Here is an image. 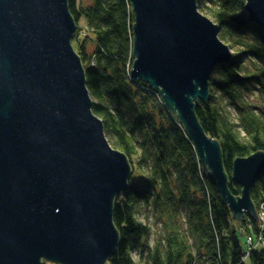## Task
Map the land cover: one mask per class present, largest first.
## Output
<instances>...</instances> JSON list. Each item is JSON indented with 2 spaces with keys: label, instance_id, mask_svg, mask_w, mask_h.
Wrapping results in <instances>:
<instances>
[{
  "label": "water",
  "instance_id": "water-1",
  "mask_svg": "<svg viewBox=\"0 0 264 264\" xmlns=\"http://www.w3.org/2000/svg\"><path fill=\"white\" fill-rule=\"evenodd\" d=\"M129 1L132 79L183 125L234 221L260 223L251 194L264 151L235 160V196L222 147L196 113L215 69L234 59L220 26L198 0ZM245 1L248 20L264 30V0ZM76 31L69 0H0V264H107L119 245L114 205L133 167L93 112Z\"/></svg>",
  "mask_w": 264,
  "mask_h": 264
},
{
  "label": "trees",
  "instance_id": "trees-1",
  "mask_svg": "<svg viewBox=\"0 0 264 264\" xmlns=\"http://www.w3.org/2000/svg\"><path fill=\"white\" fill-rule=\"evenodd\" d=\"M198 6L220 26L219 37L234 59L215 69L209 101L200 102L196 113L219 141L229 188L240 196L241 187L232 181L235 160L264 151V30L248 20L245 0H198ZM69 7L77 23L72 44L86 70L93 112L133 167L129 188L114 205L120 241L107 264H245L247 257L264 264V224L262 229L248 216L243 221L256 245L246 254L237 223L216 184L204 176L183 125L157 91L132 79L130 1L69 0ZM251 196L260 213L264 172ZM143 215L160 222L161 231L152 235Z\"/></svg>",
  "mask_w": 264,
  "mask_h": 264
},
{
  "label": "rangeland",
  "instance_id": "rangeland-1",
  "mask_svg": "<svg viewBox=\"0 0 264 264\" xmlns=\"http://www.w3.org/2000/svg\"><path fill=\"white\" fill-rule=\"evenodd\" d=\"M80 2H82L83 4H88L90 2V0H80ZM80 27L84 28V22L80 23ZM83 33H84V31H83ZM258 216H259V214H258ZM140 219H141V221L144 224L148 225L151 228L152 235H154L153 233L161 231V223L156 221L154 217L147 218V217H145L143 215ZM245 220L248 221V218H245ZM242 226H243V222L242 223H237V226H236V228H234V230H235V233L237 234V236L240 238L243 250L246 252V254H248L249 253V248H248V245H247V238L250 237V235H248V234L245 235V233H246L245 229L246 228H244L245 226L244 227H242ZM135 257H136V259H138L139 254L137 253L135 255ZM244 261H245V264H251L250 259L248 257L245 258ZM46 264H56V263L46 262Z\"/></svg>",
  "mask_w": 264,
  "mask_h": 264
},
{
  "label": "built area",
  "instance_id": "built-area-1",
  "mask_svg": "<svg viewBox=\"0 0 264 264\" xmlns=\"http://www.w3.org/2000/svg\"><path fill=\"white\" fill-rule=\"evenodd\" d=\"M258 214H259V221H260L259 224H261V228L263 229V224H264V206L261 207L260 213H258ZM261 241H262V238H260L259 242H261ZM247 245H248V248H249V253L256 249V245H255L254 240H253L252 237H248L247 238Z\"/></svg>",
  "mask_w": 264,
  "mask_h": 264
},
{
  "label": "bare ground",
  "instance_id": "bare-ground-1",
  "mask_svg": "<svg viewBox=\"0 0 264 264\" xmlns=\"http://www.w3.org/2000/svg\"><path fill=\"white\" fill-rule=\"evenodd\" d=\"M43 263H45V262L43 261Z\"/></svg>",
  "mask_w": 264,
  "mask_h": 264
}]
</instances>
